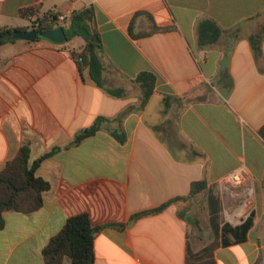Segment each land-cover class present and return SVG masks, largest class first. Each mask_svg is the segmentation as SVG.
<instances>
[{"label":"crops","instance_id":"obj_1","mask_svg":"<svg viewBox=\"0 0 264 264\" xmlns=\"http://www.w3.org/2000/svg\"><path fill=\"white\" fill-rule=\"evenodd\" d=\"M90 5L104 49V88L71 54L83 47L81 38L0 47V171L25 143L31 164L60 148L37 170L51 185L43 206L4 213L0 264H45V247L80 214L93 226H120L97 234L95 264H186L191 254L210 264L202 253L213 243L214 264H264V41L261 56L249 42L264 27V0H0V27H30L20 16L26 8L67 17ZM135 16L137 37L130 32ZM207 19L222 34L202 47L199 25ZM142 72L156 82L140 108L133 81ZM117 88L126 95L106 91ZM99 117L109 121L73 146ZM241 168L254 189L251 226L216 236L209 196L220 204V229L230 227L222 224L218 182ZM201 180L209 187L198 195H206L212 233L202 246L186 198ZM180 197L186 200L135 218Z\"/></svg>","mask_w":264,"mask_h":264},{"label":"trees","instance_id":"obj_2","mask_svg":"<svg viewBox=\"0 0 264 264\" xmlns=\"http://www.w3.org/2000/svg\"><path fill=\"white\" fill-rule=\"evenodd\" d=\"M140 14V13H139ZM137 14V16L139 15ZM142 14V13H141ZM59 12L48 11L41 12L40 8H26L20 11V16L29 20L31 25L28 28L0 27V47L15 42L12 33L15 30H36L37 32H45L56 29L59 26ZM133 18L130 25V32L133 36V25L136 17ZM61 27L67 35V42L75 38L84 40V45L80 49H72L71 54L78 64L81 73L85 69L89 70V74L93 82L104 88L103 74L106 70L103 57V44L101 35L97 29L95 22V7L93 5L86 6L74 10L70 16L64 19ZM170 28H155L156 31L168 30ZM222 34L221 27L214 20L207 19L199 25V45L202 47L216 44ZM141 34L140 36H147ZM42 39L39 37V40ZM264 41V27L252 34L249 38L251 47L257 56L262 55V44ZM79 59L82 61L79 62ZM142 91V99L140 108H143L153 93L156 78L152 73L142 72L133 81ZM106 91L115 97H124L125 90L121 88L106 89ZM132 108H129L130 111ZM109 121L105 117H99L89 128L80 131L74 138L72 145H79L84 139L94 136L102 128V124ZM112 135L119 141H125V135L122 133L112 132ZM260 135L264 139V126L260 130ZM60 148L57 147L52 151L40 156L32 164L31 147L28 143L23 144L16 157L10 160L5 168L0 171V229L5 226L4 213L7 211H17L24 214H30L43 206L45 193L51 188L49 181L37 175L40 165L47 159L51 158ZM208 183L205 180L194 182L191 186V192L186 197L191 199L198 194L208 190ZM186 198H177L162 205L159 208L143 212L135 218L145 215L157 214L164 211L167 207L179 200ZM210 203V222L212 230L216 236L220 232H235V229L241 228L247 231L251 226V218L243 226L238 228L219 226V213L221 210L219 202L214 196H209ZM253 216V215H252ZM120 227L115 225L93 226L88 214H80L69 218L63 229L53 237L43 251L45 264H64L66 259H70L72 264H95V239L102 230ZM217 246L213 243L206 248L202 255L207 256L208 262L212 263L211 251ZM200 256L191 254L187 257L186 264H204V260L199 259Z\"/></svg>","mask_w":264,"mask_h":264},{"label":"built area","instance_id":"obj_3","mask_svg":"<svg viewBox=\"0 0 264 264\" xmlns=\"http://www.w3.org/2000/svg\"><path fill=\"white\" fill-rule=\"evenodd\" d=\"M65 15L59 16V27ZM82 60L79 59V62ZM222 200L223 225L233 228L243 226L256 211L254 189L245 177V169H237L219 182Z\"/></svg>","mask_w":264,"mask_h":264},{"label":"rangeland","instance_id":"obj_4","mask_svg":"<svg viewBox=\"0 0 264 264\" xmlns=\"http://www.w3.org/2000/svg\"><path fill=\"white\" fill-rule=\"evenodd\" d=\"M188 203L189 207H187V215L191 219V222H193V225L197 226V228L195 229L197 230L196 233L199 237L198 239L200 242V246H202L212 237V233L210 232L206 195L195 196L189 199Z\"/></svg>","mask_w":264,"mask_h":264},{"label":"water","instance_id":"obj_5","mask_svg":"<svg viewBox=\"0 0 264 264\" xmlns=\"http://www.w3.org/2000/svg\"><path fill=\"white\" fill-rule=\"evenodd\" d=\"M39 37L47 39L55 44H64L67 42V35L62 27L41 33L36 30H15L12 33L13 39L28 42H35L39 39Z\"/></svg>","mask_w":264,"mask_h":264}]
</instances>
